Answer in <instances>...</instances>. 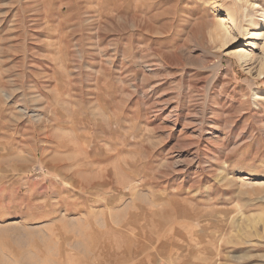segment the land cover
Segmentation results:
<instances>
[{"label": "rangeland", "instance_id": "374dc122", "mask_svg": "<svg viewBox=\"0 0 264 264\" xmlns=\"http://www.w3.org/2000/svg\"><path fill=\"white\" fill-rule=\"evenodd\" d=\"M257 29L264 0H0V264H264Z\"/></svg>", "mask_w": 264, "mask_h": 264}, {"label": "bare ground", "instance_id": "6f19581e", "mask_svg": "<svg viewBox=\"0 0 264 264\" xmlns=\"http://www.w3.org/2000/svg\"><path fill=\"white\" fill-rule=\"evenodd\" d=\"M223 21H225L226 25L219 24L218 26H216L215 27V33L218 37H220V40L222 42H224L226 45V43H228V38H229L228 36L230 34L229 32H231L233 29L237 30L238 24H236L234 18L227 12L224 15ZM243 38L245 41L247 39H252V40L256 39L257 41L251 42V43L245 42L241 46L240 49L234 51V55L238 59L239 62L245 64L246 61H248L252 58V55L250 56V54L247 52L248 51L247 47L249 45H251L252 47L257 48L261 57H262L260 67L257 70L258 76L261 77L262 75H264V29L263 30L257 29V30H252V31H245L243 34ZM132 259H133V257L131 258V260Z\"/></svg>", "mask_w": 264, "mask_h": 264}]
</instances>
